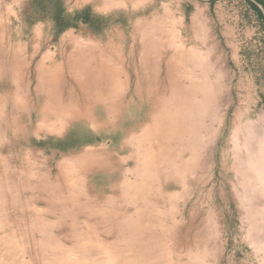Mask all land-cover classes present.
<instances>
[{"label":"rangeland","instance_id":"1","mask_svg":"<svg viewBox=\"0 0 264 264\" xmlns=\"http://www.w3.org/2000/svg\"><path fill=\"white\" fill-rule=\"evenodd\" d=\"M242 4L0 0V264H264V25ZM67 33L121 47L72 67Z\"/></svg>","mask_w":264,"mask_h":264},{"label":"crops","instance_id":"2","mask_svg":"<svg viewBox=\"0 0 264 264\" xmlns=\"http://www.w3.org/2000/svg\"><path fill=\"white\" fill-rule=\"evenodd\" d=\"M242 5L248 8V10H253L257 18L260 19L262 21V24L264 25V0H243ZM62 37L63 38H60V41L66 42L64 44V47L66 51L71 54L68 55L69 59L66 61V64L72 67L75 66L85 67L86 65H92V63L95 64L96 66V64H98V58L100 57V55L104 54L107 47H113V49L117 47L120 48L122 41L121 38H117L116 40L117 43L115 42L114 38L108 39L110 43L111 41L114 42L112 45L111 44L108 45L106 43V39L102 38V36L99 35L97 36L96 34L93 33H88V34L67 33ZM22 40L24 43L21 45L25 48L26 41L25 39ZM37 46L39 45L37 44ZM49 48H53L55 50L57 46L55 44H50ZM48 63L53 64V60H50ZM39 64H41V61H39ZM80 87H84V86H80ZM94 87L97 88V86ZM68 96L72 97L73 92L69 93ZM118 101H119L118 98H114L113 105L115 106L117 104L119 105L120 103H117ZM73 112H75V110ZM74 119L75 120L83 119V117H76ZM84 119L90 120L91 118H84Z\"/></svg>","mask_w":264,"mask_h":264},{"label":"bare ground","instance_id":"3","mask_svg":"<svg viewBox=\"0 0 264 264\" xmlns=\"http://www.w3.org/2000/svg\"><path fill=\"white\" fill-rule=\"evenodd\" d=\"M119 71V70H118ZM120 74H121V72H119ZM119 73L116 75V77H115V79H117V77H118V75H119ZM121 79V78H120ZM120 79H117V80H120ZM78 80V83H79V85H81L82 84V81H79L80 79H77ZM116 83H118L117 81H116ZM76 85H77V83H76ZM117 85V84H116ZM118 85H121V84H119L118 83ZM83 86V85H82ZM122 86V85H121ZM78 87V86H77ZM121 88V87H120ZM176 88H177V86H176ZM172 89H175L174 88V85L172 86ZM79 90V89H78ZM82 90L84 91L85 90V88L84 87H82ZM81 95V94H80ZM172 96L174 97V94H172ZM171 96V97H172ZM193 97L195 98L196 97V95H193ZM173 100H174V102L172 103L173 105H174V107L172 108L173 110L175 109V108H177L178 110H180V112L181 111H183L184 113L189 109V105H191V104H193L194 102H195V100H194V102H188L187 100H180V98L179 99H177V97L175 96L174 98H173ZM168 108V107H167ZM184 113H182V114H184ZM187 114V113H186ZM163 115H166V113H164L163 112ZM161 121L163 120V117L160 119ZM170 120V119H169ZM169 120L167 119V120H163V123H167V128H166V132H167V130L169 131L168 133H166L165 134V136H167V138L168 139H170L172 136H173V134H172V124H171V122H169ZM168 121V122H167ZM155 122H156V120H155ZM153 123V122H152ZM154 125V124H153ZM152 125V126H153ZM151 126V127H152ZM159 127H161V125H156V128H153L152 130H153V132H154V134H155V131L157 130V128L159 129ZM159 138L157 137V140H158ZM263 150V149H262ZM149 155V154H148ZM198 231V230H197Z\"/></svg>","mask_w":264,"mask_h":264}]
</instances>
